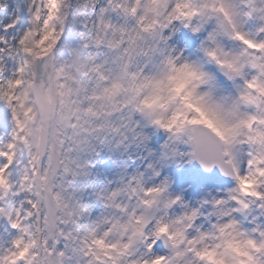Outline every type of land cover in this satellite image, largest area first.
Instances as JSON below:
<instances>
[{"label":"snow or ice","instance_id":"1","mask_svg":"<svg viewBox=\"0 0 264 264\" xmlns=\"http://www.w3.org/2000/svg\"><path fill=\"white\" fill-rule=\"evenodd\" d=\"M80 7L90 19L65 59L57 45L68 0H30L22 28L19 4L0 3L7 16L0 23V104L11 122L0 140V264H208L204 253L219 251L216 241L225 236L251 245L239 252L240 264H264V0H84ZM181 27L206 33L203 60L170 43ZM205 63L234 92L218 96ZM177 65L191 73L187 102L168 94ZM149 95L161 102L147 105ZM182 109L183 122L172 123ZM136 113L167 132L164 159L187 156L231 177L227 195L190 207L169 191L168 177L145 185L135 172L97 193L109 211L89 219L67 176L84 174L79 153L97 151L93 140H147ZM180 143L190 150L179 152ZM147 168L159 176L153 164ZM222 255L234 264L236 256Z\"/></svg>","mask_w":264,"mask_h":264},{"label":"rangeland","instance_id":"2","mask_svg":"<svg viewBox=\"0 0 264 264\" xmlns=\"http://www.w3.org/2000/svg\"><path fill=\"white\" fill-rule=\"evenodd\" d=\"M68 17L65 23V31L62 36V40L57 45V50L60 53L61 58H67V47H75L79 42L78 33L82 30V24L88 22L90 17H87L81 11V4L84 0H68ZM5 0H0V3ZM11 2L19 4L20 15L22 16V22L19 27H24L28 24V4L29 1L23 0H11ZM103 2V0H100ZM67 11V9H66ZM94 18V14L92 17ZM7 20V16L0 14V23H4ZM10 34H14L10 30ZM205 32L199 34L191 33L189 30L183 27L177 33L173 34L170 38V43L174 44L177 49L183 50V55L189 59L203 60L202 54L199 52L200 40L205 35ZM205 69L209 71L215 77L216 94L228 95L234 92V85L232 81H229L227 77L218 69L213 63H205ZM11 68V63H9ZM138 121L137 129L142 131L144 135L148 137L147 140L132 139L129 136L128 140H125L121 144H116L117 138L112 136H106L104 143L99 144L93 140L91 143L95 145L97 151L89 153L87 151L79 153L81 161H86L85 172L76 176L74 179L69 174L67 179L72 180V185L69 191L76 189V195L82 202L89 206V219H95L102 214H106L104 204L101 199L97 198V193L104 190H111L118 186L119 179L123 176L125 179L129 175L135 172L143 173V182L145 185H152L159 183L164 177L170 179L169 191L172 194H181L184 201L188 202L192 206H196L197 202L201 199L210 200L212 197H225L227 195V189L234 186V180L222 181L214 175L203 174L193 163L187 162V156L177 155L172 158L164 159L161 156L163 151L162 146L168 138L167 132L162 129L156 128L154 125L148 123L147 119L141 114L136 113L133 117ZM11 122L9 113L6 108L0 104V140L10 131ZM177 148L179 152L189 151V146L185 144H178ZM153 164L159 171V176H153L152 170L147 168V165ZM177 212L180 208H175ZM211 210L210 205H206L203 211L208 212ZM258 209L252 214L257 215ZM238 219H242L239 213H234ZM215 220V217H212ZM251 216L247 219H243L244 227L252 226L250 224ZM259 221H264V217H259ZM203 221L201 217L197 222ZM205 227L207 222L204 221ZM3 229L0 228V231Z\"/></svg>","mask_w":264,"mask_h":264},{"label":"clouds","instance_id":"3","mask_svg":"<svg viewBox=\"0 0 264 264\" xmlns=\"http://www.w3.org/2000/svg\"><path fill=\"white\" fill-rule=\"evenodd\" d=\"M50 35L51 33L49 32L48 36ZM190 79H191V73L188 70L180 68V66L177 65V70L171 73V79L167 81V89L169 90L168 94L173 95L174 97L180 99L182 102H187L186 83ZM145 102L147 105L153 106L159 104L161 101L157 99V97L149 95L146 97ZM185 111L186 109H182L179 115L176 117V119L171 122L182 123ZM197 118L203 119L204 117L197 114ZM251 187L252 184L249 183L248 180H245L243 183V188L250 189ZM242 195L247 196L248 193L244 192L242 193ZM190 207H195V206L190 205ZM253 207L255 206L253 205ZM245 228H249V227H245ZM216 243L222 244V248L219 251L214 248H209L204 253V260L207 261L208 264H225V260L222 255V252L225 250L236 256V260L234 261V264H240L239 252L245 248H251V245L247 243L246 239L244 238L233 239L231 236H225L223 240H217Z\"/></svg>","mask_w":264,"mask_h":264},{"label":"water","instance_id":"4","mask_svg":"<svg viewBox=\"0 0 264 264\" xmlns=\"http://www.w3.org/2000/svg\"><path fill=\"white\" fill-rule=\"evenodd\" d=\"M199 164V162H197ZM200 165V164H199ZM201 166V165H200ZM203 169V168H202ZM204 170V169H203ZM205 171V170H204ZM205 172H214L215 174L219 175L220 177L224 179H229L231 177L225 176L223 173L220 172L218 166H213V168L210 171H205Z\"/></svg>","mask_w":264,"mask_h":264}]
</instances>
